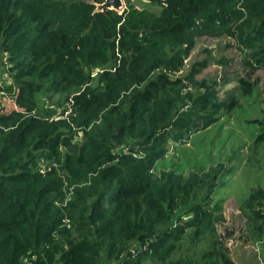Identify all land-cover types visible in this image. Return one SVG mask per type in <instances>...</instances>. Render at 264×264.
I'll list each match as a JSON object with an SVG mask.
<instances>
[{
	"label": "trees",
	"instance_id": "obj_1",
	"mask_svg": "<svg viewBox=\"0 0 264 264\" xmlns=\"http://www.w3.org/2000/svg\"><path fill=\"white\" fill-rule=\"evenodd\" d=\"M103 1L0 0V104L16 106L0 113V264H234L221 206L192 201L201 178L153 168L236 104L196 77L205 62L179 75L199 37L235 40L252 94L264 0ZM263 202L247 206L264 264Z\"/></svg>",
	"mask_w": 264,
	"mask_h": 264
},
{
	"label": "rangeland",
	"instance_id": "obj_2",
	"mask_svg": "<svg viewBox=\"0 0 264 264\" xmlns=\"http://www.w3.org/2000/svg\"><path fill=\"white\" fill-rule=\"evenodd\" d=\"M122 1L123 8L129 2L154 12L160 9L157 4L150 5L146 0ZM222 60L224 62H219ZM202 62L206 64L196 77L209 83L216 82L214 87L218 97L226 99L234 95L236 104L217 122L191 134L186 142L170 141L168 153L155 164L153 172L160 176L161 172L172 171L185 179L196 173L201 180L194 187L192 201L207 204L210 208L219 203L225 221L218 223L216 229L222 235L232 232L227 240L229 254L235 260H245L250 253H256L253 245L259 243L254 236L259 230L247 205L256 192L264 191V138L257 139L264 129V70H257L251 77V80L256 79L252 94H243L238 88V77L245 75L246 69L243 54L235 40L226 34L199 37L179 75ZM4 79L8 77L0 65V82ZM14 108L11 96L1 99L0 113ZM55 109L45 107L40 113L53 112L54 115ZM188 215L192 214L181 208L170 223L178 218L184 220ZM202 243L199 246L206 245V242ZM187 246L188 243L183 244V248ZM190 249L196 255L200 254L198 249L202 250L195 246ZM259 258L255 257L250 264L259 263L262 260Z\"/></svg>",
	"mask_w": 264,
	"mask_h": 264
},
{
	"label": "water",
	"instance_id": "obj_3",
	"mask_svg": "<svg viewBox=\"0 0 264 264\" xmlns=\"http://www.w3.org/2000/svg\"><path fill=\"white\" fill-rule=\"evenodd\" d=\"M104 8L114 9L116 11L123 10L122 0H104L102 3L97 4L96 9L102 10Z\"/></svg>",
	"mask_w": 264,
	"mask_h": 264
},
{
	"label": "crops",
	"instance_id": "obj_4",
	"mask_svg": "<svg viewBox=\"0 0 264 264\" xmlns=\"http://www.w3.org/2000/svg\"><path fill=\"white\" fill-rule=\"evenodd\" d=\"M253 246H255V250H257L256 253L255 252L250 253L249 257H246L245 260H241V259L235 260L233 257H231L233 262H234V264H250V261H252V260H253L252 262L255 261V257L259 258L260 257L259 243H255ZM259 259H261V257ZM261 261H259V263L257 261V264H263V262L261 263ZM114 264H117V263L115 262ZM252 264H254V263H252Z\"/></svg>",
	"mask_w": 264,
	"mask_h": 264
},
{
	"label": "built area",
	"instance_id": "obj_5",
	"mask_svg": "<svg viewBox=\"0 0 264 264\" xmlns=\"http://www.w3.org/2000/svg\"><path fill=\"white\" fill-rule=\"evenodd\" d=\"M60 111H61V109L59 108V109H56V111H55V116L56 115H58L59 113H60ZM189 217H191V215H188L187 217H184V219H188ZM176 222V221H175ZM174 222V223H175ZM137 246L136 245H132V246H130L129 248H128V251L130 252V253H134L135 252V248H136ZM139 248H142V249H145V245H143V246H141V247H139ZM114 264V263H113Z\"/></svg>",
	"mask_w": 264,
	"mask_h": 264
}]
</instances>
